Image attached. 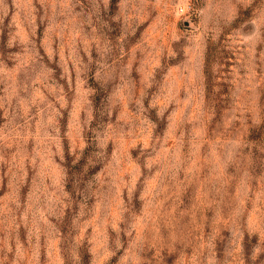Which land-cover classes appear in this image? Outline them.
Here are the masks:
<instances>
[{"label":"rangeland","instance_id":"obj_1","mask_svg":"<svg viewBox=\"0 0 264 264\" xmlns=\"http://www.w3.org/2000/svg\"><path fill=\"white\" fill-rule=\"evenodd\" d=\"M0 264H264V0H0Z\"/></svg>","mask_w":264,"mask_h":264}]
</instances>
